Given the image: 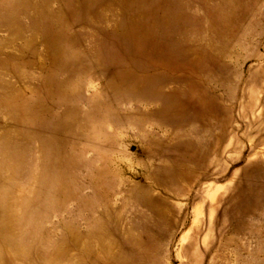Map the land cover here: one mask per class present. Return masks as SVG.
Masks as SVG:
<instances>
[{"label": "rangeland", "instance_id": "1", "mask_svg": "<svg viewBox=\"0 0 264 264\" xmlns=\"http://www.w3.org/2000/svg\"><path fill=\"white\" fill-rule=\"evenodd\" d=\"M168 4L111 88L124 0H0V264H264V0Z\"/></svg>", "mask_w": 264, "mask_h": 264}, {"label": "bare ground", "instance_id": "2", "mask_svg": "<svg viewBox=\"0 0 264 264\" xmlns=\"http://www.w3.org/2000/svg\"><path fill=\"white\" fill-rule=\"evenodd\" d=\"M124 2L126 5L124 18L117 34L112 39V46L104 45L103 52L100 53V59L104 62V66L107 68L111 67V70L119 68L117 74L114 75L116 81L113 78L109 84L111 88H118L117 85L124 86L128 81H134L131 68L136 70L144 68L143 64L139 62L133 61V63H129L121 60V58L128 56L131 52L140 55V58L145 59L146 62H153L152 59L162 57L165 61L163 66H169V62L174 57V53L171 51L172 47L168 42V29L172 21L168 0H124ZM134 9H139L143 12L141 19L130 18L129 15ZM47 38L49 44L55 47L59 35L55 33L51 26L47 28ZM148 49L150 52H147ZM53 59L54 61L64 62L63 55L59 53H55ZM50 76H52V73ZM157 79V75L147 76L143 83V89L139 92L142 94L152 92V83ZM120 90V92H124L129 89L120 88ZM14 104L21 109L24 122L31 121L39 125L42 124L39 114L33 111L31 102L17 99ZM6 245L0 218V247L5 248ZM62 257H64V254L60 253L59 255L56 254L54 258Z\"/></svg>", "mask_w": 264, "mask_h": 264}]
</instances>
